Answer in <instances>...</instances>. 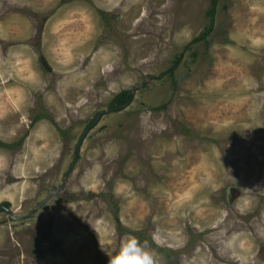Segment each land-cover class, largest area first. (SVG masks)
<instances>
[{
  "label": "rangeland",
  "instance_id": "rangeland-1",
  "mask_svg": "<svg viewBox=\"0 0 264 264\" xmlns=\"http://www.w3.org/2000/svg\"><path fill=\"white\" fill-rule=\"evenodd\" d=\"M211 4L0 0V264H264V0Z\"/></svg>",
  "mask_w": 264,
  "mask_h": 264
},
{
  "label": "clouds",
  "instance_id": "clouds-1",
  "mask_svg": "<svg viewBox=\"0 0 264 264\" xmlns=\"http://www.w3.org/2000/svg\"><path fill=\"white\" fill-rule=\"evenodd\" d=\"M108 264H155V261L152 254L133 238L122 242L118 253L109 258Z\"/></svg>",
  "mask_w": 264,
  "mask_h": 264
},
{
  "label": "trees",
  "instance_id": "trees-1",
  "mask_svg": "<svg viewBox=\"0 0 264 264\" xmlns=\"http://www.w3.org/2000/svg\"><path fill=\"white\" fill-rule=\"evenodd\" d=\"M221 0H212V4H211V7L208 11V16L210 18V27L206 29V31L201 34L199 37L195 38L192 43H198V42H201V41H206L205 38L207 37L208 35V32L211 30V26L213 24V21H214V16H215V13H216V9H217V5L218 3L220 2ZM104 16V15H103ZM105 17V16H104ZM180 62V57H178L176 60H175V63L173 65V67L170 69V70H174L178 64ZM133 99V95L132 93L129 91V90H125V91H122L121 93H119L114 99H113V107H119V106H124L126 104H129ZM162 108H165V105H161L159 108H156V109H162ZM43 117L42 116H37L35 118V120L33 122H38L39 120H41ZM1 147L2 148H9V149H13L15 147H13V145H6L4 143H0ZM15 146V145H14ZM16 149V148H15ZM3 205L5 206H9L8 203H3ZM159 250V249H158ZM164 253V252H163Z\"/></svg>",
  "mask_w": 264,
  "mask_h": 264
},
{
  "label": "water",
  "instance_id": "water-1",
  "mask_svg": "<svg viewBox=\"0 0 264 264\" xmlns=\"http://www.w3.org/2000/svg\"><path fill=\"white\" fill-rule=\"evenodd\" d=\"M125 106V105H124ZM124 106H119V107H114L112 109H110V111H116V110H119V109H122ZM105 113L104 112H100L97 114L96 118L92 121V124L86 128L84 134L82 135V137L80 138V141H79V144H78V148L77 150L79 151L82 143H83V140L84 138L86 137V135L88 134L89 130L91 127L93 126H96V124L99 122V120L101 119V117L104 115Z\"/></svg>",
  "mask_w": 264,
  "mask_h": 264
}]
</instances>
